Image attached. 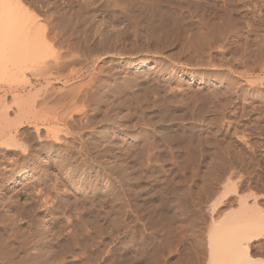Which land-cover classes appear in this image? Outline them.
<instances>
[{
  "label": "rangeland",
  "instance_id": "obj_1",
  "mask_svg": "<svg viewBox=\"0 0 264 264\" xmlns=\"http://www.w3.org/2000/svg\"><path fill=\"white\" fill-rule=\"evenodd\" d=\"M22 1L64 31L79 53L74 69L97 76L100 101L86 125L81 114L74 125L87 129L88 158L105 177L123 178L103 203L100 189L79 193L76 171L61 180L51 217L43 198L52 202L54 191L40 172L52 156L33 151L40 158L23 170L13 161L19 149L0 147V264H208L209 230L239 198L264 213V72L255 61L264 0ZM39 73L27 77L43 91ZM0 89L1 106L11 94ZM33 128H19L23 146L64 148L37 145ZM85 159L68 166L82 169ZM255 240L249 256L264 263V236Z\"/></svg>",
  "mask_w": 264,
  "mask_h": 264
},
{
  "label": "bare ground",
  "instance_id": "obj_2",
  "mask_svg": "<svg viewBox=\"0 0 264 264\" xmlns=\"http://www.w3.org/2000/svg\"><path fill=\"white\" fill-rule=\"evenodd\" d=\"M23 2L22 0H0V85L6 83L7 86V88L2 86L0 88L11 94V97L9 96L10 102L7 101L8 103H2L0 106V147L3 151L13 150L14 148L19 149L20 152L18 153L20 155L13 161L20 162L22 160L23 170L32 164L34 159L38 160L40 158V155L36 156L33 151L42 152L45 156H52L50 168L47 167L40 172L44 186L50 185L52 192L54 191L52 202L43 198V207L51 217L58 210L57 204L61 194L58 186L62 183L61 180L69 178L76 171L80 176L77 182H81L78 187L80 188L79 193L87 192L86 189L92 186L100 189L98 191L100 192V202L104 203L107 200L115 199L118 185H115L114 180L118 177L106 178L104 167L97 164L98 162L95 164L94 160L88 158V148L86 143L82 141L81 136L82 132L87 129L83 130L82 127L78 128L74 125L76 121L74 115L77 114H81L82 123L86 125L89 122L90 113L88 112L91 105H93V102L98 104L100 101L97 94H99L98 91L101 87L97 83V76L90 69H87V72L78 67V69H74L76 63L79 62V53L74 52L72 44L63 37L62 33L64 31L60 30V27L58 29L53 22L47 19L42 25L43 18L40 22L38 19L39 14L35 16L36 11L32 14L33 11L31 12L28 9L29 7L26 6L28 4L25 5ZM39 18L41 17L39 16ZM80 46L82 47V45ZM256 57L258 58H255L257 69L259 72H264V55H256ZM134 64L137 66L140 62L136 60ZM37 72H40L39 74L43 72V77H41L44 83L43 91L42 88L40 89L42 92L36 89L37 85L35 86L27 77V75L36 74ZM60 82L63 86L55 89L53 84ZM18 83L22 84L17 85ZM38 92H41L42 95H39ZM40 114L43 118H40ZM24 123L34 125L33 132L38 142L37 145L40 141L52 142L54 145L63 146L64 148L57 150L51 145L44 146L43 151L38 146L37 149H34L36 147H33L32 144L26 145L24 143L26 146H23L20 142L19 128ZM80 125L82 124L80 123ZM41 130L43 135L38 134ZM76 157H82L84 160H86L85 158L89 159L82 164V169H80L81 166L77 167L78 165L75 167L68 166L69 161H73ZM93 164L97 168L95 171L92 170ZM34 168L33 166L31 170H34ZM91 171L94 172L93 177L96 181L94 185L90 184L88 179ZM121 172L123 171L121 170ZM17 176V179H20L24 178L25 174ZM108 176L110 175L108 174ZM117 180L116 182L120 184ZM73 184L71 183V185ZM227 187L225 189H229ZM226 191L228 192V190ZM83 195L82 198L86 200L90 198L87 193H83ZM43 197L47 196L43 195ZM238 205L237 210H232V212L226 214L222 219L223 221L214 224L209 230L208 264H264L260 260H254L248 252L249 244L258 236H264V213L262 210L259 211L261 207L257 208L258 205L255 202L248 204L243 198H239ZM2 229L1 227L0 253L5 248V244L2 242L3 237H1ZM44 234H46V229H43L40 236L43 237Z\"/></svg>",
  "mask_w": 264,
  "mask_h": 264
}]
</instances>
